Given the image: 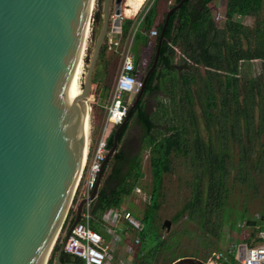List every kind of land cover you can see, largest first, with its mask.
I'll return each mask as SVG.
<instances>
[{"label": "water", "instance_id": "water-1", "mask_svg": "<svg viewBox=\"0 0 264 264\" xmlns=\"http://www.w3.org/2000/svg\"><path fill=\"white\" fill-rule=\"evenodd\" d=\"M171 7L143 86L114 127L97 183L80 200L61 241V256L87 201H93L119 135L158 65ZM95 0H0V264H47L74 199L88 141L94 72L106 37L121 33L122 0H103L81 93L72 84L82 58ZM249 220L247 225H255ZM167 230L171 222L165 220ZM178 261L174 264H180Z\"/></svg>", "mask_w": 264, "mask_h": 264}, {"label": "trees", "instance_id": "trees-1", "mask_svg": "<svg viewBox=\"0 0 264 264\" xmlns=\"http://www.w3.org/2000/svg\"><path fill=\"white\" fill-rule=\"evenodd\" d=\"M172 1L169 9L181 0ZM213 1L188 0L171 14L157 68L151 74L143 92V95L154 94L161 90V83L169 80L170 89L166 90L165 97L167 100L159 102L154 118L140 100L120 132L119 146L108 161L98 195L91 202V225L94 229L101 232L103 214L111 208H122L124 200L131 195L143 176L139 155L133 154L129 145L124 143L129 123L134 117L144 132L142 143L150 149L153 181V195L144 217L140 218L132 212L144 224L140 245L145 242L147 231L153 223L150 219L154 218L158 208L164 174L171 171L174 157L188 156L191 149L194 150L192 143L195 149L198 147L199 136L196 135L194 139L190 136L191 129L196 125L190 106L195 102L198 101L205 125L214 130L215 136L214 148L203 160L206 163L204 170L210 179L216 181L210 191V195L214 194L217 198L212 211L218 212L224 207L225 199L229 195L227 165L232 160L234 148L237 150L236 174L239 182L255 190L259 189L261 181L264 182V18L259 19L264 0H226L223 26H219L214 20L209 6ZM96 3L92 16L94 39L102 19L103 0H97ZM158 3L159 0H154L145 14L140 13L137 23L134 18H124L119 37L121 40L126 39L136 25L134 49L137 50L140 45L147 46L151 29L156 28L158 35L152 62L169 10L158 23ZM248 16L257 18L254 26H247L242 22ZM112 46L114 44H109L106 39L100 58ZM176 48L183 55L179 63L174 61ZM255 60L262 62V70L253 75L250 70ZM137 70L138 63L135 59V72L138 74ZM161 124L166 126V132L160 130ZM113 135L114 129L108 137V149L113 144ZM211 152L214 159L211 158ZM198 153H191L192 158L197 160ZM213 160L216 165H212ZM196 197L199 199L200 195ZM75 201L76 197L73 204ZM191 206H194V201ZM222 212L231 213L232 210L226 207ZM73 213L72 207L62 227L63 232L72 223ZM148 219V223L145 222ZM248 220L250 219H243L246 223ZM259 231L260 228L248 234L240 232L239 242L249 246L264 242V238L258 236ZM103 235L107 236L104 233ZM159 238L161 239L160 236ZM61 241L62 237H59L48 264H55L54 258ZM144 250L145 248L138 247L134 264ZM228 255L230 262H234L235 256L231 253ZM61 261L62 264H70L72 258L63 252Z\"/></svg>", "mask_w": 264, "mask_h": 264}, {"label": "rangeland", "instance_id": "rangeland-1", "mask_svg": "<svg viewBox=\"0 0 264 264\" xmlns=\"http://www.w3.org/2000/svg\"><path fill=\"white\" fill-rule=\"evenodd\" d=\"M126 1L122 0L121 5L123 18H134L136 23L140 18L143 8L151 3V0H144L145 5L142 9H139L134 15H128L126 13V8L128 9ZM96 2L97 0H95L92 16L96 9ZM158 6L160 13L157 20L160 23L164 17V13L169 9V2L168 0H159ZM209 6L212 9L215 21L219 13L222 16L225 15L226 0H214ZM262 18H264V8L259 16V19ZM256 19V17L248 16L243 18L242 22L247 26H254ZM224 22L225 18L223 19V17L219 21H216L219 26H223ZM135 26L132 27L128 35L130 36L128 43L133 40L131 52L138 63V76H142L149 69L152 62L156 37H150L147 46L140 45L135 50ZM92 31L91 20V28L85 44V53H83L82 84L95 44ZM125 40L118 39L114 46L106 49L105 55L99 58L97 62L93 77L92 94L88 98L91 107L88 136L90 137L91 135L93 139L98 136L107 120V108L111 101V90L121 70V55L125 47ZM175 52L174 61L179 63L183 55L179 48H176ZM87 59H89L88 62ZM261 70L262 62L260 60L253 61L251 73L258 74ZM161 84V90L158 92L145 94L141 97L144 108L153 118L158 111L159 102L167 100L165 99L166 92L170 89L169 80ZM135 96L126 95L124 100H129L132 103ZM190 107L196 122L195 127L190 131V136L192 139L196 135L199 136L198 147L195 149L192 143L195 151L191 149L188 156L174 157L171 171L164 174L163 185L157 202L158 208L155 211L154 218L150 219L151 222L153 220V223L147 231L145 242L140 245L145 250L143 255L137 258L136 264H173L178 261H181L180 264H204L209 260H215L213 257L215 252H223L227 255L229 250L235 248L240 243L238 239L240 232L248 234L260 228L258 236L264 238V182L261 181L258 190L239 182L236 174L238 159L236 148L233 150L232 160L228 161L227 165L229 195L225 199L224 207L218 212L212 211V206L217 203V198L214 194L210 195V191L215 186L214 183L216 184V181L214 182L213 179H210L211 177L204 170L206 163H203V160L205 157H208V153L214 148V130L209 129L205 125L198 101ZM114 127L115 124H111L108 132L111 133ZM159 127L162 132H166V126L161 124ZM143 136L142 126L137 123L134 117L129 123L124 143L129 145L133 154L139 155L143 176L131 195L124 200L122 207L131 210L140 218H143L145 212L149 209L150 200L153 195L150 164L151 153L150 149L146 148L142 143ZM196 151L199 152L197 160L191 156V153H195ZM214 157V154L211 152V158L214 159ZM211 163L212 165L213 163L216 165L214 160ZM197 195H200L199 199H197ZM193 201L194 206H191ZM226 207L230 208L232 212H222L223 208ZM245 218L255 220L256 225H247L243 221ZM165 220L171 222L169 230L163 226ZM148 221L149 219L145 222L148 223ZM119 228L118 233L115 234L117 235L118 244L114 246L111 259L114 263L121 258L133 260L135 256L132 255V251H137L138 247H140L133 244V231L127 229L125 224H121ZM63 234L64 232L61 230L58 238L63 237ZM112 238L116 239V236L114 234H107L106 241L111 242ZM51 255L52 252L49 259Z\"/></svg>", "mask_w": 264, "mask_h": 264}, {"label": "built area", "instance_id": "built-area-1", "mask_svg": "<svg viewBox=\"0 0 264 264\" xmlns=\"http://www.w3.org/2000/svg\"><path fill=\"white\" fill-rule=\"evenodd\" d=\"M145 1L141 5L140 9L144 7ZM152 2H154V0H151V3L143 8V13L141 12L142 14L147 12ZM172 2V0H169V4H172ZM222 17L224 19L225 15L222 16L221 13H219L215 19L216 21H219ZM157 35V29H151L150 36L156 37ZM129 37L130 36H127L124 42L125 47L121 55V70L111 90V101L107 108V120L95 139H93L91 135L90 137L88 136L85 159L79 181L74 192V198L76 197V201L74 204H71L74 214L76 212L78 202L83 198H88L97 183L102 163L109 150V126L111 124L117 125L121 123L128 112L130 101L124 100V97L126 95H137L143 86V79L135 72V59L134 54L131 52L133 40L128 43ZM106 39L109 44H115L117 41L116 36L111 30L109 31ZM91 202L92 201L90 200L87 201L81 212L79 221L72 229L65 244L64 252L69 254L72 258L70 264H111L114 246L118 244L117 235L115 234L118 233V228L121 222H126L134 231V246H139L141 243L140 234L144 230L143 223L132 213V211L118 208H111L107 210L101 219V223H103L105 231L108 234H114V236H116V239L112 238L110 240L111 242H107L102 233L94 229L91 225V221L93 219V215L91 213ZM68 227L69 225L64 230V234L66 233ZM132 253V255L136 256L137 251L133 250ZM227 253H231L235 256L237 264H264V242L255 246L238 244L235 249L230 250ZM213 255L215 260L225 259L227 256L223 252H215ZM132 261L133 260L131 259L121 258L114 264H132Z\"/></svg>", "mask_w": 264, "mask_h": 264}, {"label": "bare ground", "instance_id": "bare-ground-1", "mask_svg": "<svg viewBox=\"0 0 264 264\" xmlns=\"http://www.w3.org/2000/svg\"><path fill=\"white\" fill-rule=\"evenodd\" d=\"M126 2H127V7H128V9L126 8V13L128 15H134L135 13L139 11L144 0H127ZM83 55H82V58H83ZM83 66H84L83 59H80L75 69L73 84H72V93L74 94V96L79 95L82 90L81 80H82V74H83ZM88 130H89V120H87V134H88Z\"/></svg>", "mask_w": 264, "mask_h": 264}, {"label": "crops", "instance_id": "crops-1", "mask_svg": "<svg viewBox=\"0 0 264 264\" xmlns=\"http://www.w3.org/2000/svg\"><path fill=\"white\" fill-rule=\"evenodd\" d=\"M142 12V11H141ZM158 17H159V14H158ZM124 19V18H123ZM118 37H120V34L118 35V36H116V38H117V40L119 39ZM134 59H135V56H134ZM119 209H127L126 207H122V208H119ZM127 210H129V209H127ZM131 211V210H130ZM73 216H75V214L73 213ZM249 221V220H248ZM247 221V222H248ZM121 224H125V226H126V228L127 229H130L131 231H133L132 230V228L126 223V222H121L120 223V225ZM256 225V224H255ZM249 226H254V225H249ZM120 227V226H119ZM100 229H101V233H102V235H103V233L104 234H108L106 231H105V227H104V225H103V223H101V225H100ZM120 228H118V230H119ZM128 231V230H127ZM124 232H126V231H124ZM123 232V233H124ZM134 232V231H133ZM135 234V233H134ZM104 236V235H103ZM105 237V236H104ZM134 237V236H133ZM105 239H106V237H105ZM132 241H133V239H132ZM259 243H262V242H258V243H256L255 245H257V244H259ZM239 244H247V243H244V242H241V243H239ZM248 245V244H247ZM254 245V246H255ZM233 249H235V248H233ZM233 249H231V250H233ZM230 251V250H229ZM228 251V252H229ZM114 252V251H113ZM229 253H227V256H226V258L225 259H221V260H209V261H207V262H205L204 264H237L236 263V259H235V261L234 262H230V260H229V255H228ZM136 257V256H135ZM235 258V257H234ZM119 260V259H118ZM135 260V258L133 259V261H132V264H134V261ZM111 264H114V262H111ZM174 264V263H173Z\"/></svg>", "mask_w": 264, "mask_h": 264}, {"label": "flooded vegetation", "instance_id": "flooded-vegetation-1", "mask_svg": "<svg viewBox=\"0 0 264 264\" xmlns=\"http://www.w3.org/2000/svg\"><path fill=\"white\" fill-rule=\"evenodd\" d=\"M100 58V57H99ZM146 73H147V71L141 76L140 75V77L143 79L144 78V76L146 75ZM260 73V72H259ZM253 75H256V74H253ZM147 86V85H146ZM142 95H143V93H142ZM142 95H141V97H142ZM137 97V95L135 96V98ZM141 97H140V100H141ZM140 100H139V102H140ZM142 101V100H141ZM138 106V105H137ZM137 108V107H136Z\"/></svg>", "mask_w": 264, "mask_h": 264}]
</instances>
